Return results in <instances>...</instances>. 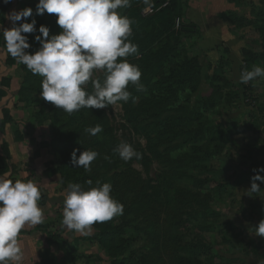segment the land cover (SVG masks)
Wrapping results in <instances>:
<instances>
[{
	"label": "rangeland",
	"instance_id": "obj_1",
	"mask_svg": "<svg viewBox=\"0 0 264 264\" xmlns=\"http://www.w3.org/2000/svg\"><path fill=\"white\" fill-rule=\"evenodd\" d=\"M145 1L142 0V2ZM148 1L150 2V0ZM37 4L38 0H12L11 7L6 11L5 23L0 26V32L3 34L4 29L13 27L12 22L7 19L8 14L13 10L19 11L30 7L32 9L31 21L33 19L36 21L37 29L34 33L25 34L30 44V48L25 51L30 54H34L41 47V44L35 39L36 35H42L38 31L40 25L49 28V38L51 35L59 34L62 31L61 28L60 32L57 30L56 14L45 12L43 15H38ZM150 8L151 6L145 7L142 15L152 13ZM148 9L151 11L149 12ZM28 19L29 17L25 21L17 22V25L21 22H28ZM177 22L178 20L175 24L176 29L179 27ZM193 40L192 37L181 36L177 43L183 45L189 56L199 54L198 62L202 77L206 74L207 76L213 75L212 67L220 51L211 50L200 54L197 48L192 46ZM250 45L248 42V47ZM128 61L136 64L134 60ZM210 65L211 68H209ZM34 76L25 65L17 63L7 53L3 37L0 46V84L2 79L5 81L10 79L8 87H4V90L6 93H12L10 90H13L15 104L13 103L11 107L21 108L27 115V133L31 134L37 145L36 147L33 146L32 158L43 155V165L48 171L46 175L49 179H51V175L54 176L55 191L53 192L56 193L55 197L60 200L62 210L68 191L67 186L70 183L63 182L58 172L62 157L55 149L54 143L56 141L52 140L54 136L57 137V134H52L53 129L48 119L40 116L38 118L42 119V123H38L36 118V113L43 108L49 114H56L58 122H65L70 126L69 131H73L70 134V144L72 151L73 149L79 150L77 157L84 150H94L99 153L98 157L91 163V170L86 171V174L90 172L91 175L97 174L99 176L98 174H103L106 171V166L111 167L108 177L111 180L106 177L107 179L100 183H111V195L114 194L113 197L118 199L117 201L121 198L123 191L121 185L122 170L126 171L129 178H135L137 185L143 181H148V179H155L156 174L165 170L173 182L172 188H180V193L176 192L177 189L175 190V202L168 209L171 214L166 216L172 223L175 218L174 214L179 215L182 224L181 237L179 239L170 237V244L162 249L160 247L161 252L164 251V253L158 255L161 256V259L156 260L154 264H176L172 258H174L175 253H178V245L181 248V261L178 264H248L246 257L253 255L260 256L261 260L264 259V236L256 235L253 229L260 220L264 219V182L257 181L262 189L259 193L249 195L247 192L251 187V177L255 175L253 169L264 166V95L255 96L254 102L250 101L252 105L250 108L247 107L243 98H240L234 107L221 110L223 112L222 118L213 126L222 129L223 134L221 136L223 139L217 142L218 147L216 148L213 147V143L209 145L212 152L216 150L220 157L209 161L203 142H200L199 146L195 148L188 145L187 149L181 151L178 144L182 141L177 133L184 129L186 121L184 119L182 126L180 121L182 114L180 112L171 110L167 113L162 112L161 108L164 105L157 100L155 101L158 86H155L156 89L151 86L149 94L143 93V95L135 97V103L139 98L143 100V102L140 100L135 104V113L137 122L145 126L147 137L143 130L135 132L134 124L128 121L120 102L102 109L83 108L73 114H68L57 107L53 111V104L50 102L43 107L45 100L41 97V87L38 86L43 77L38 74ZM23 78L27 79L28 84L25 85L26 89L21 90L20 82ZM95 78L103 81V72H97ZM261 80V78H257L256 83L259 84ZM199 89L204 95L210 93V89L204 81H202ZM86 91H93L91 83L86 86ZM19 92L25 99V103L16 98ZM196 96V93L192 94V102ZM168 116L172 117L168 119ZM217 116L218 114H215L211 117ZM16 121L12 119V123L19 126L20 123ZM195 124L199 125L198 128L204 126L203 123L200 125L196 121ZM219 124L222 127H219ZM96 125H100L103 131L95 136L90 135L86 129ZM20 128V126L17 127L13 132L20 131ZM148 138L153 144H158V154L163 159L158 161L156 155L145 151V157L150 160L147 167H143L135 157L125 162L118 153L113 151L121 142H127L142 149L145 147ZM220 150H222L221 153ZM167 158L173 160V163H168ZM9 162L11 163V158ZM190 162H197L198 167L195 166V163L190 165ZM70 163L72 164V159ZM24 165L29 168L28 162ZM82 169L84 168L82 167ZM260 175H264V172ZM128 193L130 194L125 195L126 208L130 200L133 201V199L143 196V192H140L139 195V191L134 194L131 191ZM46 202L47 195L41 193V199L38 203L46 204ZM119 202L121 203V201ZM194 214L198 215V222L202 229L196 231V234L199 235L198 241H201V236H204L203 240L213 247V251L205 249V255L196 258L192 254L198 255L199 253L196 251V247L193 251V243L189 234L190 217ZM56 216H58L57 220L49 221L44 226L53 238L51 243L58 246L62 253H68L70 264H111L110 259L98 244L97 238L91 237L94 235L93 228L91 235L85 236L65 227L62 223V213ZM164 216L165 214H162L158 208L151 207V209L148 208L134 215L130 213L128 217H132L133 220L119 224V231L124 233L126 239L130 241L129 243H132L128 248V253L132 254L134 249V255L138 257V260L143 259V264H149V256L144 253H151L150 248H154L152 243L157 241L156 238H159L156 233V217L159 219L157 222L163 223ZM204 228H210L211 231L207 233ZM167 235L169 234H166L165 238ZM141 246L144 248L141 249ZM198 246L200 245L198 244ZM137 249L140 250L137 251ZM197 250L200 249L197 248ZM155 257L156 255L153 258ZM60 262L63 263L62 260Z\"/></svg>",
	"mask_w": 264,
	"mask_h": 264
},
{
	"label": "trees",
	"instance_id": "obj_2",
	"mask_svg": "<svg viewBox=\"0 0 264 264\" xmlns=\"http://www.w3.org/2000/svg\"><path fill=\"white\" fill-rule=\"evenodd\" d=\"M187 1L188 0H150L149 2L147 0V2H142V0H131L129 7L118 10L122 15L127 16L133 21L131 25L133 35L129 39L138 46V55L129 56L127 60L136 61V65H138L142 73L141 83L143 84V89L139 91L135 86L130 84L128 90L131 92V97L127 102L120 101V103L128 121L134 124L135 132L143 130L144 135L147 136L145 126L137 122L135 113V104L140 100L143 102V100L139 98L135 103L132 97H139V95H143V93L149 94L151 86H158L159 88L156 93L157 96L155 101L157 100L164 105L161 108L162 112L167 113L170 110L180 112L182 114L180 120L181 125L183 126L184 119L186 121L184 123V129L177 133L182 141L178 144L180 145L179 148L181 151L187 149L188 145L195 148L199 146L200 142H203L207 153V159L211 161L220 157L216 150L212 152L211 146L209 145L213 143V147L216 148L218 147L217 142L223 139L221 136L223 134L222 129H217L213 126L221 120L223 115L221 110L234 107L235 104L239 102L240 98H243L247 107H252L250 101L252 100L254 102L255 96L259 97L260 94L264 95V79H262L259 84L256 83V80L247 84L241 83V81H233L230 77L229 50L226 48L219 52L220 54L214 66L212 67L210 65L209 67H212L213 75L210 74L207 76L206 74L202 77L201 67L198 62L199 54L189 56L183 45L177 43L181 36H185L186 38L192 37V40L193 37H195L192 41V46L196 47L200 54L207 52L198 47V42L200 40V30L198 26L185 18L184 10L187 7ZM11 5L12 0H10L9 3H4V0H0V26L5 23L6 11ZM147 6H151L150 9L152 13L149 15H142L143 9ZM250 7L251 12L248 17L238 16L233 13H229L226 16L228 23L235 27V29L249 28L256 38L255 41H253L256 49L252 47L242 49L240 72L251 70L253 66L264 67V0H258L257 4H251ZM31 16L28 22H31ZM176 20H178L179 23L177 29L175 28ZM57 30L60 32L58 24ZM2 39L3 34L0 32V46L2 44ZM202 81H204L210 89L208 95H204L200 92L199 88ZM9 82V78L8 81L4 79L1 81L0 101L7 95L4 87H8ZM26 84H28V81L23 78L20 82L21 90L26 89ZM41 85L42 81L38 86L41 87ZM195 93L197 96L194 102H192L191 96ZM19 95L16 98L24 102L25 99ZM47 105L48 102L45 101L43 107ZM43 109L36 113V118L38 123H42V119L38 118L40 116L44 119H48L53 129L52 134H57V137L54 136L52 140L56 141V143H54L55 149L58 150L62 157L60 161L61 165L58 167L60 179L63 180V182L65 181L66 184H80L85 189L98 186L97 181L102 182L106 180L110 175V166H106V171L97 176V174L91 175L90 172L86 174V171L82 169V167H75L70 163L72 153L70 134H72L73 131H69L70 126L65 122H58L56 114H49ZM52 110L55 111L56 106L53 105ZM215 114H218V116L212 118L211 116ZM171 117L172 116H168V119ZM193 120L198 122V124L200 123V125L203 123V128H198L199 125L195 124ZM7 122H12V117L9 113V109L4 108L0 119V130ZM218 126L222 127L221 124ZM14 134V139L16 141L21 139L19 131H15ZM149 140L150 138L147 139L146 145L142 149L133 146L141 153V158L137 159V161H139L143 167H147L150 164V160L145 157V151L156 155L158 161L163 159L158 154V144H153L151 140ZM221 151L222 150H220V153ZM9 160L8 146L5 142H2L0 144V176L4 175L12 166ZM166 161L170 164L173 163V160L170 158H167ZM115 163L114 161V164ZM177 163L181 164L182 162ZM192 163H195V166L198 167V165H196L197 162H190V165ZM121 173L123 191L121 192L119 201L124 205V212L122 215L114 217L110 221L94 224L92 226L94 235L91 237L97 238L98 244L110 259L111 264H143L144 260H138V257L134 255V249L132 250V254L128 253V248L132 243H129L130 241L126 239L124 233L119 231V224L132 221L133 218L128 217L130 213L134 215L148 208L151 209V207H156L162 214H165V216L162 219L163 223L157 222L159 219L156 217V233L159 238H156L157 241L152 243L154 248H150L151 253H144L149 256V264H154L156 260L161 259V256L158 255L164 253V251L161 252V249L170 244V237H176L177 239L181 237L180 230L182 229V224L179 215L177 213L174 214L175 218L172 220V223L166 216L171 214L168 209L172 207L171 205L175 202L174 196L177 187L176 189L172 188L173 182L170 180L171 177L168 176L165 170L156 174L155 179H148V181H143L141 182L142 184L140 183L138 185L134 180L135 178H129L128 175H126L125 170H122ZM108 179L111 180V178ZM89 180L92 181L91 186L87 183ZM130 191L132 194L139 191V195L140 192H143V196L135 198L133 201L130 200L126 208L125 195H129L130 193L128 192ZM180 191V188H178L176 192L180 193ZM151 225H154V223H151ZM189 225L191 227L189 234L194 245H192V249L195 251L194 247H196V251L199 253L198 255L194 253L192 256L196 258L205 255V249L213 251V247L203 240L204 236H201V241H198L199 235L196 234V231L201 229V224L198 222V215L194 214L190 217ZM45 227L44 225L41 226L38 224L36 229L46 231ZM170 229L173 231L169 232L168 230ZM204 231L209 233L211 229L204 228ZM20 233L24 232L21 231ZM166 234L169 235L165 238ZM160 236H162V238H160ZM46 238L49 242H53V238L48 232L46 233ZM131 242H134V240H131ZM198 244L200 246H198ZM143 248L144 246H141V249ZM197 248L200 250H197ZM139 250L137 249V251ZM177 252L179 254L175 253L174 258H172L176 264L181 261L180 245L177 246ZM155 255L156 257L153 258ZM44 262L45 261H43L42 264Z\"/></svg>",
	"mask_w": 264,
	"mask_h": 264
},
{
	"label": "clouds",
	"instance_id": "obj_3",
	"mask_svg": "<svg viewBox=\"0 0 264 264\" xmlns=\"http://www.w3.org/2000/svg\"><path fill=\"white\" fill-rule=\"evenodd\" d=\"M130 4L131 0H38L37 14H56L62 31L49 38V28L40 25L38 31L42 35H36L35 39L41 47L30 54L25 51L30 48L25 34L37 31L36 21L18 25L17 22L30 17L32 9L13 10L7 16L13 27L3 30L6 51L34 75L43 77L41 97L68 114L83 108L102 109L120 101L127 102L131 97L130 84L138 91L143 89L138 65L127 60L138 55V46L129 39L133 35V21L118 11ZM97 72H103V81L95 78ZM257 78L264 79V67L253 66L240 75L244 84ZM89 83L92 92L86 91ZM132 99L134 102L135 97ZM86 131L95 136L103 129L96 125ZM77 151L73 149L71 153L72 164L90 171L99 153L84 150L77 157ZM113 151L125 162L133 157L141 158V153L127 142H121ZM253 171L249 195L262 190L257 181L264 182V175H260L264 166ZM87 183L92 185L91 180ZM97 185L88 189L75 183L67 186L62 221L65 227L88 236L94 224L123 214L124 205L111 195V183L97 181ZM40 199L41 190L34 181L13 182L0 176V264H23L19 234L26 225L44 222ZM253 229L256 235L264 236V219Z\"/></svg>",
	"mask_w": 264,
	"mask_h": 264
},
{
	"label": "crops",
	"instance_id": "obj_4",
	"mask_svg": "<svg viewBox=\"0 0 264 264\" xmlns=\"http://www.w3.org/2000/svg\"><path fill=\"white\" fill-rule=\"evenodd\" d=\"M257 3L258 0H188L184 10L185 18L195 23L200 30L199 48L204 51H221L225 48L229 50L230 77L235 82L240 81L242 49L248 47V42L251 44L249 47L256 49L253 44L256 38L249 28L235 29L228 23L226 16L233 13L248 17L251 12L250 5ZM10 91L13 93V90ZM12 93H7L0 101V119L3 109L8 108L12 119L20 123L21 139L18 141L14 139L13 130L19 126L12 122H7L0 130V144L2 142L7 144L12 163L2 177L12 180L14 178V182L18 179L32 180L40 187L41 193L47 195L46 204H39L44 213V222L40 223L42 226L49 221L57 220L56 215L63 214L64 209L60 208V200L53 192L54 176L51 175L49 179L46 175L48 171L43 165V155L32 158L33 148L37 145L31 134L27 133V115L24 110L11 107L15 99ZM27 162L29 168L24 165ZM37 225H26L22 230L24 233L19 234V242L24 251L23 264H42L43 261H45L43 264H61L60 260L62 264H70L68 253H62L58 246L49 242L46 238L47 230H38ZM246 258L248 264H264V259L261 260L260 256Z\"/></svg>",
	"mask_w": 264,
	"mask_h": 264
},
{
	"label": "built area",
	"instance_id": "obj_5",
	"mask_svg": "<svg viewBox=\"0 0 264 264\" xmlns=\"http://www.w3.org/2000/svg\"><path fill=\"white\" fill-rule=\"evenodd\" d=\"M148 11L150 12L151 10L150 9H148ZM177 25H178V22H177ZM242 73V71L240 72V74Z\"/></svg>",
	"mask_w": 264,
	"mask_h": 264
}]
</instances>
